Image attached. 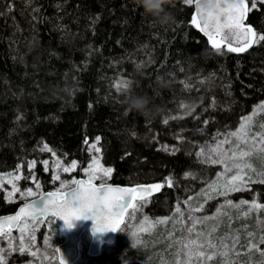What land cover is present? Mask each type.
<instances>
[{
  "label": "trees",
  "instance_id": "trees-1",
  "mask_svg": "<svg viewBox=\"0 0 264 264\" xmlns=\"http://www.w3.org/2000/svg\"><path fill=\"white\" fill-rule=\"evenodd\" d=\"M245 2V24L264 35V2L255 9ZM168 10L174 23L161 27L132 0H0V174L20 167L26 187L35 161L43 192L55 190L41 163L49 154L39 147L76 161L64 177L78 179L90 161L87 144L99 137L101 162L113 169L109 183L162 185L145 204L148 218L169 217L195 196L217 169L196 151L264 101V41L245 52L225 45L216 52L191 24L193 5L172 0ZM161 76L166 88L157 85ZM124 79L150 98L148 118L125 112L115 87ZM181 103L194 105L192 115ZM169 117L179 118L165 124ZM250 187L227 199L264 204V184ZM20 203L0 192V215Z\"/></svg>",
  "mask_w": 264,
  "mask_h": 264
},
{
  "label": "snow or ice",
  "instance_id": "snow-or-ice-1",
  "mask_svg": "<svg viewBox=\"0 0 264 264\" xmlns=\"http://www.w3.org/2000/svg\"><path fill=\"white\" fill-rule=\"evenodd\" d=\"M189 5H195V12L191 18V24L203 32L212 45V48L216 52H221V45L227 44L228 52H245L251 48L254 44H259L264 41V35L257 36L256 31L249 25L245 24L247 18V13L250 11L245 0H216L215 7L210 12H203L198 6L197 0H185ZM264 2V0H262ZM252 8H256L255 0H253ZM225 30L228 32V36L225 35ZM219 37V39H217ZM230 37V39H229ZM243 38V39H242ZM235 45V46H233ZM142 66V65H140ZM139 67V66H138ZM185 88L190 90V85L186 82ZM132 82L130 80H118L115 87L118 92L123 95L131 90ZM182 109H187V115H192L194 105H189L181 103L179 106ZM264 108V104L260 105ZM179 117H169L163 122L167 124L169 119H177ZM207 123V121H205ZM252 117H244L241 125L233 132L230 133L231 137L236 138V144L234 148L229 149L231 155L227 151L223 152L221 155L220 149L223 145L229 144L230 141L225 139L218 142V147L211 148V153L218 156V158L213 159L212 155H208V161L212 164H222L224 165V172L218 173V181L220 179H225L224 183H215L209 185L211 192L216 195H221L227 197L231 192L239 191H251L252 184H264V172L257 173L259 179H253L250 172H255L256 170L252 168L250 163H246V158L253 156L256 152L264 154V131L254 133L250 138L248 133L251 131ZM264 129V124L260 126ZM135 135V133H133ZM257 137L259 140L257 141ZM97 142L100 138L97 137ZM87 143V141H85ZM249 145L248 149L245 150L240 148V145ZM47 147V146H45ZM95 151L100 152V148L96 147L95 144L92 145ZM237 149H239L237 151ZM198 156L206 155L205 151L202 149ZM230 162V165H229ZM45 165V170H47L48 161L43 162ZM28 167L34 168L35 161L28 164ZM56 167H60V162L57 161ZM77 167V162L72 161L70 167H63V172L68 173L75 170ZM235 169V174L230 177H226L227 173H232ZM245 169H249L250 172H246ZM113 169L111 167H103L100 165L99 160L93 158L92 163L89 164L88 168L85 170V175L88 177L85 179H72L69 181H62L60 189L56 192H49L46 195L41 194V199L39 203L37 201H32L26 203L15 216H10L6 219L8 224L7 232H11L13 227L18 228L21 233L19 252L24 253L26 251V245L24 243L26 236L30 238L33 242L36 240L35 235H31L30 232L34 229H30V225L27 220H31L32 224L37 223H47L46 218L54 217L55 220L60 219L64 222V225L68 228L73 226L74 220L80 219H91L93 221V231L95 232H123L121 227L123 223V216L128 208H133L138 210L142 207L144 203L147 202L149 196L152 195L154 191H159L162 187L160 184H153L148 187L137 186L132 188H122L113 187L106 182L107 179L111 178ZM188 175L187 173L185 174ZM226 177V178H225ZM15 179H21L20 176H15ZM59 175H54L53 180H60ZM100 180L97 185L94 181ZM168 186H172L171 178L168 179ZM37 189L41 187L39 183L36 184ZM64 189H67L64 191ZM20 191L15 185H13V192ZM36 193L31 188L26 191L21 192V196H34ZM214 198L211 195L207 196V199ZM191 197H189V200ZM133 201H140L139 205L133 204ZM187 203V202H185ZM243 205H248V211L243 213V216L247 217L252 212H259L264 210V204L253 199L251 202L247 200H241L239 204H234L232 200L226 199L225 203L217 209V213L213 216H203L195 217L189 215L188 219L192 222L191 227L187 228L189 234L195 232V238L184 237L182 238V248L175 254V260L173 264H195L199 261V264H204L205 261H212L218 255L226 257L228 255L227 251H218V245L210 239L212 234L219 227V223L212 226L210 230L205 233L203 231L196 232L197 224H206L209 220L219 221L221 217H228L231 220V216L225 209H239ZM204 210V205L200 204L198 207L191 209L192 212H202ZM175 211L183 217L184 213L181 212L179 206L176 207ZM25 221L23 226H21L18 221ZM168 218H160L156 221V224H166ZM183 221H181L182 223ZM148 223V227H141V231H150L154 224L148 222V218L145 217L141 222L143 224ZM246 227V226H245ZM5 229L0 228V235H3ZM136 236V232L132 233ZM248 237H254L252 232L247 233ZM233 243L232 248L234 249L236 244L240 242L239 236L231 237ZM47 240V238H46ZM260 244H264V235L261 236ZM249 250L255 249L256 251H261L256 243L249 240ZM9 249H13V245L10 242L8 245ZM132 247H136L133 243ZM219 248L227 250L229 245L223 240L219 245ZM15 250V249H13ZM211 250V251H209ZM5 250L0 248V253ZM56 251L60 252L57 248ZM181 252H183V259H181ZM36 255V253H31ZM264 255V252L261 253ZM239 255V253H237ZM0 264H7L6 258L0 255ZM61 264H64V258H61ZM224 264H228L225 260Z\"/></svg>",
  "mask_w": 264,
  "mask_h": 264
},
{
  "label": "rangeland",
  "instance_id": "rangeland-1",
  "mask_svg": "<svg viewBox=\"0 0 264 264\" xmlns=\"http://www.w3.org/2000/svg\"><path fill=\"white\" fill-rule=\"evenodd\" d=\"M262 104H264V101L259 103L253 109L252 113L246 116L252 117L251 131L248 133L249 138L256 132L264 131V129L260 127L264 124V108L260 107ZM236 129L219 134L210 142L202 144L196 151L195 156L199 162L215 166L217 169L213 178L195 196L191 197L190 200L188 198L183 202V205L180 208L181 212L184 213L183 217L174 211L171 216L166 217L168 218V222L166 224H156L158 219L148 218L144 213V207L147 202L144 203L142 207H139L138 210L131 208L127 213L124 224L121 226L123 228V232H117L114 243L112 245H104L101 248L99 256L92 257L88 254V246L91 238L89 233L85 232L81 238L80 257L74 264H85L87 261H93L96 264H173L175 254L182 248V238H195V232L189 234L186 231L187 228L192 225V222L188 219L189 215L195 217H211L217 213V209L225 203V200L228 197L216 195L211 192V189L209 188V185H213L217 182L224 183L225 179H220L218 181L217 176L218 173L224 172V165L210 163L208 161V155H212L213 159L218 158V156L211 153L210 149L218 147V142L225 139H228L230 143L223 145V148L220 149V153L222 155L223 152L227 151L228 154L231 155V151H229V149L234 148L237 141L235 137L230 136V133ZM258 140L259 137H257V141ZM93 144L99 148L97 139L87 144V152L90 155V161L82 170L83 178L85 180L88 178L85 175V170L88 168L89 164L92 163L93 158L98 159L100 165L107 168V166H104L101 162L100 152L97 153L95 148L92 147ZM45 146L46 145L40 146L39 151L47 152L49 154V158L42 160L41 163L45 169L43 162L48 161L46 171H50L52 178L54 175L60 176V180H53L57 183L58 187L52 191H57L60 189L62 181L70 182L72 179H75H67L64 175H68L76 171V169L68 173L63 172V167H70L71 163L64 162L63 158L60 157L54 150ZM248 147L249 145H240V148L245 150H247ZM202 149L205 151L206 155L198 156L197 153H200ZM238 150L239 149H237V151ZM57 161L60 162V167H56ZM245 162L250 163L252 168L256 170L255 172H250L249 169H245V171L250 172L253 179H259L260 177L257 176V173L264 172V154L256 152L253 156L246 158ZM31 170L32 172L29 184L26 187L21 186V179L17 180L14 178L15 176L21 177L20 167L11 173L0 174V192L3 193L6 201L13 203L27 202L43 193L42 186L39 189L36 187L37 183L40 185L41 183L33 172L34 168H31ZM233 174H235V169L232 173H227L226 177H230ZM94 182L99 184L100 180H96ZM106 182L109 183V179H107ZM13 185L19 188L20 191L13 192ZM28 188H31L36 194L30 197L21 196V192L26 191ZM66 190L67 189H64V191ZM233 193L234 192H231L229 195ZM208 195H211L214 198L207 199ZM218 200H220L219 203ZM212 202L215 203L212 204ZM233 203L239 204V201H233ZM135 204L139 205L140 202H136ZM200 204L204 205V210L202 212L191 211V209L198 207ZM225 211L229 212L232 217L231 220L225 216L221 217L219 221L209 220L206 224L196 225V232L203 231L207 233L212 226L219 223V227H217L210 239L218 245V251L228 252L226 257L218 255L214 260L205 261L204 264H224L225 260L228 264H264V255L261 254L264 252V244L259 243L261 236L264 235V210L252 212L247 217L243 216V213L248 211V205H243L239 209H225ZM145 217L148 218L149 223L155 225V227H153L150 231L140 230L141 227H148V223L143 224V226L141 224ZM47 220V223H37L35 225L32 224L31 220H27V223L30 225V229H34V231H31L30 234L35 235L36 240L33 242L26 236L24 243L27 247L23 254L19 252L21 233L18 228L15 231H11L10 233L8 232L0 237V248L5 250L3 253H0V255H3L6 258L7 264H59L56 249L63 241V237L59 233L56 225L53 223V217H48ZM181 221L183 222L181 223ZM24 222L25 221H22L20 225L23 226ZM133 232H136V236L132 235ZM248 232H252L254 237H248ZM236 235L239 236L240 242L236 244L233 249V241L231 237ZM222 240L229 245L227 250L219 248ZM249 240L256 243L261 251H256L255 249L250 251ZM10 242L15 250L9 249L8 245ZM133 243L136 244V247H132ZM31 253H36V255H32ZM237 253H239V255H237ZM13 257L20 259L23 257L26 258V260L12 263L9 260ZM183 258V252H181V259ZM195 264H199V261H196Z\"/></svg>",
  "mask_w": 264,
  "mask_h": 264
},
{
  "label": "water",
  "instance_id": "water-1",
  "mask_svg": "<svg viewBox=\"0 0 264 264\" xmlns=\"http://www.w3.org/2000/svg\"><path fill=\"white\" fill-rule=\"evenodd\" d=\"M237 2H238V0H237ZM193 8H194V12H195V5L194 4H193ZM201 33L204 36H206L203 32H201ZM225 35L228 36L227 30H225ZM217 39H219V37H217ZM229 39H230V37H229ZM222 45L227 46L226 43H224ZM233 46H235V45H233ZM78 179H84V178L80 177ZM94 183H96V182H94ZM96 184L98 185V183H96ZM108 184H110L113 187H122V188H132V187H137V186L148 187L150 185H153V184H145V183L135 184V185H121V184H111V183H108ZM49 192H56V191H52V190L46 191V192H43V194L46 195ZM156 192L157 191H154L152 193V195L155 194ZM151 196H149L148 199ZM40 199H41V195L36 197V198H33L27 202L20 203L16 207L15 211H13L12 213L0 215V228L5 229L3 235L8 233L6 231V229L8 228V224L6 223V219L8 217L15 216L19 212L20 208H22L26 203H30L32 201H37L39 203ZM136 202H138V201H133L132 203L135 204ZM130 209H131V207L128 208L124 213L122 225L124 224L127 213ZM53 220H55L54 217H53ZM22 221L23 220L18 221L17 223L20 224ZM72 223H73V226L71 228L66 227L64 225V222L60 219H57L54 223L56 225L59 233L63 237V241L57 247L60 251V252L57 251V258H58L59 264H61L62 256L64 258V264H74L75 262H77V260L80 257V254H81V238L85 232H88L90 235V238H91L89 246H88V254L92 257L99 256L100 252H101V248L104 245H112L115 241V237H116L117 232H112V231H108V232H104V233L95 232V231H93V221L91 219L74 220ZM16 229L17 228L13 227L11 229V231H15ZM3 235H0V237Z\"/></svg>",
  "mask_w": 264,
  "mask_h": 264
},
{
  "label": "clouds",
  "instance_id": "clouds-1",
  "mask_svg": "<svg viewBox=\"0 0 264 264\" xmlns=\"http://www.w3.org/2000/svg\"><path fill=\"white\" fill-rule=\"evenodd\" d=\"M133 5L142 10V14L149 17L152 22L158 26L164 27L174 23V17L168 10V6L172 4V0H132ZM216 0H197L198 6L203 12L207 13L214 9ZM157 85L159 88H166L168 83L164 77H158ZM151 103L147 95L135 94L132 89L124 94L122 104L125 105L127 114L137 113L145 118L152 114L149 107Z\"/></svg>",
  "mask_w": 264,
  "mask_h": 264
}]
</instances>
